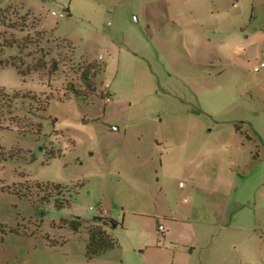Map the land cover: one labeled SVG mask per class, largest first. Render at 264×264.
Instances as JSON below:
<instances>
[{
	"label": "rangeland",
	"instance_id": "obj_1",
	"mask_svg": "<svg viewBox=\"0 0 264 264\" xmlns=\"http://www.w3.org/2000/svg\"><path fill=\"white\" fill-rule=\"evenodd\" d=\"M261 62L264 0H0V92L17 97L0 100V264H187L172 217L209 216L192 185L215 176L264 264ZM240 121L253 145L224 154ZM93 218L116 248L87 260Z\"/></svg>",
	"mask_w": 264,
	"mask_h": 264
},
{
	"label": "crops",
	"instance_id": "obj_2",
	"mask_svg": "<svg viewBox=\"0 0 264 264\" xmlns=\"http://www.w3.org/2000/svg\"><path fill=\"white\" fill-rule=\"evenodd\" d=\"M160 2L162 5V1L146 2L147 12H155L157 10L155 4ZM148 17L151 21L155 18V16L150 15ZM240 124L242 125H233L234 131L224 136L225 143L223 142L220 145L224 154H232V151H234L237 156L240 153L243 154L245 146L253 145L252 138L243 133L241 129L243 122L240 121ZM235 127L238 128V131L235 130ZM259 138L261 139L260 136ZM261 143L264 148L262 139ZM249 154L251 156V152ZM236 161L235 157V165L237 164ZM235 175L238 174L235 172ZM196 181L193 180V189L197 190L196 193H204L206 199L215 203V207L208 214L209 216L200 214L197 209L191 207L188 209L189 214L185 219L172 217V223L177 226L171 227L170 231L174 232L177 240L181 241L182 253L187 258V264H255L254 262L260 254L259 235L256 229L244 225L242 222L243 206L240 203L237 191L234 187L232 188L233 180L231 182L215 176L211 184L209 182L205 184L209 185L207 188ZM209 218H213L216 224L206 220ZM184 222L192 226L185 229L180 228V223ZM163 229L165 228L163 227ZM167 230V234H169L170 231ZM170 250L174 251V249ZM172 260L174 263L175 252H172Z\"/></svg>",
	"mask_w": 264,
	"mask_h": 264
},
{
	"label": "trees",
	"instance_id": "obj_3",
	"mask_svg": "<svg viewBox=\"0 0 264 264\" xmlns=\"http://www.w3.org/2000/svg\"><path fill=\"white\" fill-rule=\"evenodd\" d=\"M14 70H16L17 74H20L18 72V69L17 68H14ZM55 71V70H53ZM84 78H86V81H87V77L86 75H84ZM71 94L78 97V96H81L75 89H71ZM82 97V96H81ZM9 99V100H8ZM17 99L16 96H6L4 95L3 92H0V100H3L6 103L5 106L7 107H10V101H15ZM235 130L238 131V128L235 127ZM255 156L252 157V159H254ZM36 184V188L37 187H43V193H52V192H57V191H60L62 190L63 188H60L59 185H56V186H50L51 189L50 190H47V184H40V183H35ZM40 184V186H38ZM38 190V188L36 189ZM40 190V189H39ZM66 191V193H68V200L64 202L63 206H59L55 209H62L64 208L65 206H68V203H69V199L71 198V193H70V189H63ZM52 191V192H51ZM42 193V192H41ZM8 194H11L13 196H16L17 198H19L20 200H25V201H29L27 200L26 196L21 193L20 191H14V192H10ZM49 199H51L49 196L47 197V200H44L42 204H48L49 203ZM30 203L31 205H36L38 203H33V202H28ZM41 204V205H42ZM93 223H94V226H91L89 227L88 229V237H87V241H86V245H85V258L87 260H91V259H94V258H99L101 256H103L104 254H106L107 252L113 250L116 248V242L105 232V228H108V226L104 223H102L101 219L100 218H93L92 219ZM79 222H75V223H72L71 224V228L73 231H76L79 227ZM116 225L118 226V224L116 223Z\"/></svg>",
	"mask_w": 264,
	"mask_h": 264
},
{
	"label": "built area",
	"instance_id": "obj_4",
	"mask_svg": "<svg viewBox=\"0 0 264 264\" xmlns=\"http://www.w3.org/2000/svg\"><path fill=\"white\" fill-rule=\"evenodd\" d=\"M51 15L52 16H55V17H57V18H63V17H65V14H62V13H60V14H56V13H54V12H52L51 13ZM261 69H264V63L263 62H261V63H259L258 65H256V66H254L253 67V72H255V73H257V72H259ZM110 98V97H109ZM109 98H107L106 100H110ZM105 212L103 211V214H104ZM157 230H158V232L162 235L163 234V232H164V229H163V227H162V225H158L157 226Z\"/></svg>",
	"mask_w": 264,
	"mask_h": 264
},
{
	"label": "water",
	"instance_id": "obj_5",
	"mask_svg": "<svg viewBox=\"0 0 264 264\" xmlns=\"http://www.w3.org/2000/svg\"><path fill=\"white\" fill-rule=\"evenodd\" d=\"M114 129L117 130L118 128H117V127H114ZM108 223H109V227H110L111 229L116 228V223H114L113 221H109Z\"/></svg>",
	"mask_w": 264,
	"mask_h": 264
}]
</instances>
